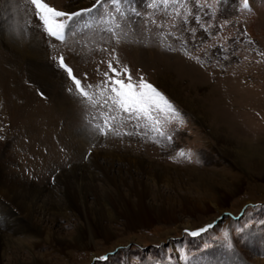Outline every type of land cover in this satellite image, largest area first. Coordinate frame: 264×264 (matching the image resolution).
Masks as SVG:
<instances>
[{
    "label": "rangeland",
    "instance_id": "rangeland-1",
    "mask_svg": "<svg viewBox=\"0 0 264 264\" xmlns=\"http://www.w3.org/2000/svg\"><path fill=\"white\" fill-rule=\"evenodd\" d=\"M10 1L0 0L1 23L9 28L14 20L16 43L20 32L38 39L53 86L43 84L44 75L1 42L0 159L4 152L14 178L64 191L55 177L74 164L93 162L95 151L121 154L149 175L122 178L123 193L112 201L123 203L107 207L109 220L102 221V229L89 228L85 246L62 249L38 242L34 251L39 257L47 253L49 260L39 264H206L224 257L229 264H264V0H102L99 5L96 0H44L61 11L83 12L68 23L63 41L45 31L31 0ZM13 11L17 20H8ZM59 57L94 94L109 61L127 66L133 82L143 77L153 85L183 124H165L161 137L145 121L125 115L102 134L97 125L103 126L107 105L81 97ZM156 78L177 80L178 95L193 111ZM211 93L230 130L204 117L202 107L213 100ZM63 95L72 105L58 106ZM181 150L191 159L177 157ZM101 184L83 186L99 193ZM3 196L0 192V222L6 210L24 220ZM80 222L71 214L61 219L56 237L70 239ZM23 246L6 248L7 258L28 261Z\"/></svg>",
    "mask_w": 264,
    "mask_h": 264
},
{
    "label": "bare ground",
    "instance_id": "bare-ground-1",
    "mask_svg": "<svg viewBox=\"0 0 264 264\" xmlns=\"http://www.w3.org/2000/svg\"><path fill=\"white\" fill-rule=\"evenodd\" d=\"M10 2L13 4L14 0H11ZM68 10L70 9L68 8ZM15 14L14 11L11 12V17H9L8 20H11L13 17L16 18L17 15L15 16ZM4 23H1L0 21V26L2 28L0 31V44L1 42L3 43L1 46L3 45L6 49L8 48V51H11V53H15V55L17 54V57L20 58L21 56V60H27V62H29L28 66L30 65L31 70L33 69L35 73L44 75L40 76L37 74L41 77V80L43 81L42 83H45L47 87L50 86L48 78L50 69L41 59V49L38 39L32 36L31 33H29L28 37H24L23 33L20 32L19 37L21 40L16 43L12 35L14 34V29L17 28V25L14 20H11L10 24L12 25L9 28L8 22L6 24ZM19 43L21 44V47L19 46ZM158 81L163 84V87L174 96L179 103L183 104L191 112L193 111L194 106L192 107L191 104L186 102L187 100L185 101L184 98L182 99L178 95L177 80H172V83ZM193 82L194 81L191 83ZM211 95L213 100L210 98L208 103L202 107L204 109V117L205 115H208V119L214 121L217 124V128L220 127L222 130H230L232 125H229V122L218 112L219 99L218 101L214 100L216 95L212 93ZM63 97L64 103L60 101L61 104L58 106L65 108L68 107V104L72 105L71 100L68 99L69 97L67 98L64 95ZM77 141H80V139L77 138ZM78 149L79 147L77 146L75 151H78ZM107 152L105 151V153L103 152L104 154H100L98 151H95L93 152L92 159L89 161L93 162L89 164H85L84 162L74 164L68 169H63L55 178L64 186V191L62 188L57 191L56 187L51 186L50 184L31 186L20 179L14 178V174L8 169L6 154L4 152L2 153L0 159V192L2 196L4 195L3 197H5L6 200L8 199L11 201L25 216L24 220H22L19 215L12 212V210H6L5 214L7 218L3 223L0 222V264H39L40 260L48 262L49 260L46 259L48 256L47 253H43L42 256L39 257L37 252L34 251L39 245L38 242H45L53 246L60 244L62 245V249L75 247L76 245L85 246L87 244L85 239H89V228L92 227V225L100 227L101 229L104 227L102 226V221L106 219L107 221L109 220V212H107V210H109L110 207H114L118 202L123 203V201L116 199L112 201L114 195L118 197L123 193L122 188L125 186L123 179L127 177L133 180H140V178H146L148 175H146L144 168L140 167L141 165L137 166V163L134 164L132 160L126 161V158L121 154ZM94 169H97L99 172H95ZM1 179L3 180L2 182ZM84 182L89 184L101 182V192L97 193L95 189H84ZM71 192L75 195V202L70 200V196L72 195H70ZM69 212H71V215L77 216L81 222L79 223V228L76 229L77 231L74 236L66 240L60 239L56 237V235H59L62 230L60 229L61 225L59 222L61 219L68 220V217L70 216ZM180 228L191 229V226L180 224ZM22 236L29 237L31 240L25 242L24 240H21L20 237ZM14 243L24 244L23 247L27 249L28 261H22V257H20V259L18 257L19 255L12 256L11 259L7 258L4 251L6 248L14 246ZM242 247L244 248V246ZM226 259L225 257L221 260L213 259L212 262L206 264H229V261L231 260H227L228 262H226ZM260 259L264 261V258ZM197 263L198 262L192 264Z\"/></svg>",
    "mask_w": 264,
    "mask_h": 264
},
{
    "label": "snow or ice",
    "instance_id": "snow-or-ice-1",
    "mask_svg": "<svg viewBox=\"0 0 264 264\" xmlns=\"http://www.w3.org/2000/svg\"><path fill=\"white\" fill-rule=\"evenodd\" d=\"M102 0H96V5ZM117 3L118 0H112ZM31 5L36 10V15L42 21L45 31L52 37L63 41L68 23L75 17L83 15V12H65L51 7L44 0H31ZM61 68L67 71L69 78L75 85L76 92L92 105H107L108 113H102L103 126L97 125L103 134L108 130H114L113 125L122 121L125 115L128 118H135L137 121H145V126H150L157 135L164 137L163 127L165 124L175 121L183 124L180 113L174 108L171 102L159 92L153 85L140 77L133 82L131 73L127 66L115 67L111 61L107 64V70L103 73L104 82L97 86L98 91L90 92L78 79L71 68L65 63L63 57H59ZM91 88V85L88 86ZM112 113H115L113 115ZM163 118V119H161ZM170 140L171 138L168 137ZM177 157L191 159V153L183 150L177 153ZM210 227V225H209ZM206 229H200L203 232ZM199 232H192L196 236Z\"/></svg>",
    "mask_w": 264,
    "mask_h": 264
}]
</instances>
